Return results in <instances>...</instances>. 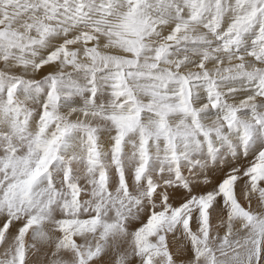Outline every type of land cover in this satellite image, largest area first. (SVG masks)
<instances>
[{"label": "snow or ice", "instance_id": "6c2138e0", "mask_svg": "<svg viewBox=\"0 0 264 264\" xmlns=\"http://www.w3.org/2000/svg\"><path fill=\"white\" fill-rule=\"evenodd\" d=\"M0 264H264V0H0Z\"/></svg>", "mask_w": 264, "mask_h": 264}]
</instances>
